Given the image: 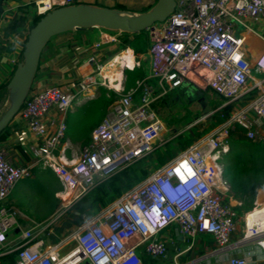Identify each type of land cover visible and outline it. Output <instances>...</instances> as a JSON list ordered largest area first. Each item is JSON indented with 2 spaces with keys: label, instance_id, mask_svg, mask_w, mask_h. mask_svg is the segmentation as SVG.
Wrapping results in <instances>:
<instances>
[{
  "label": "built area",
  "instance_id": "built-area-1",
  "mask_svg": "<svg viewBox=\"0 0 264 264\" xmlns=\"http://www.w3.org/2000/svg\"><path fill=\"white\" fill-rule=\"evenodd\" d=\"M75 2L43 0L37 3L36 14L43 17ZM260 27L264 0H175L169 17L147 30L151 40L147 76L129 90L121 88L79 152L65 141L66 114L76 96L60 86L32 88L16 117L31 137L34 159L59 179L65 207L162 145L164 125L152 105L174 90L184 85L212 90L225 100L220 109L229 111L223 124L112 206L83 218L71 235L75 247L64 255L57 247L42 252V241L30 245L35 239L30 230L8 240V233L18 227L17 213L4 203L20 180L32 176L33 166L13 165L0 147V258L12 249L17 253L13 264H144L143 253L152 259L166 257L165 242L157 236L169 227L176 226L186 238L212 236L224 250L240 222L243 239L264 252V200L239 216L226 201L231 198L230 185L220 162L235 126L245 130L247 139L264 141V71L257 67L264 51L249 58L250 51L244 48ZM105 39L116 43L112 37ZM90 62L96 68L82 81L84 90L99 85L95 77L104 68L94 58ZM72 257L74 263L69 262ZM248 263L244 257L229 259V264Z\"/></svg>",
  "mask_w": 264,
  "mask_h": 264
},
{
  "label": "crops",
  "instance_id": "crops-1",
  "mask_svg": "<svg viewBox=\"0 0 264 264\" xmlns=\"http://www.w3.org/2000/svg\"><path fill=\"white\" fill-rule=\"evenodd\" d=\"M40 1L43 0L8 1L4 4L3 11L0 12V102L7 99V96L11 100L13 98L8 83L12 78L13 69L22 61V51L28 33L27 27L12 28V20L16 15L23 12L24 16L27 17L26 26H29L32 19L37 16L36 5ZM76 1L79 4L105 8H114L118 5L126 8L129 5L130 13L139 14L142 8L150 3L146 1L151 0ZM258 33L248 38L252 48L256 47L253 50L251 46L247 47L250 51L247 54L249 58L264 51V27H260ZM106 37L110 39L112 37L116 43H120V40H117L118 37H121V33L105 31L101 28H89L72 30L52 38L41 53L32 87L40 89L47 86H60L76 96L75 102L81 100L84 103L94 99V87L84 90L82 81H85L95 72L96 63L92 64L90 59L94 58L96 62L103 65L105 57L109 54L108 47L104 48ZM116 43L110 42L109 46ZM128 50L131 49L128 48ZM95 80L100 82L98 76L95 77ZM1 111L0 109V113ZM97 125L91 129L93 130ZM9 126L7 139L0 143V147L6 150L8 160L15 166H33L32 176L29 178H33L34 174L40 171L42 176L47 178V181L54 183L55 187H53L52 198L48 200L34 190L29 182H24L22 179L16 184L4 203L6 207L15 210L17 213L18 227L8 233V240L11 242L20 232L30 230L35 238L30 245L42 241L39 245L42 252L57 247L59 253L64 255L67 253V243L59 236L68 232L65 227L68 226L66 223L70 215H67L66 211L70 207H65L61 201V198L63 199L62 185L56 175L38 163L30 153L31 137L19 119L15 117ZM83 142L84 140L70 143L73 146L83 147L85 146ZM262 191L258 190L257 192ZM261 197V199L264 198V191ZM230 199L231 204L238 202ZM157 238L165 242L168 253L165 258L153 259V264H229L231 257H244L248 260V264H264V252L254 242L243 239L242 222H240V228L233 236L230 245L224 250L218 248L212 236L199 235L196 238H186L180 234L176 226L161 231ZM141 255L146 257L145 253ZM12 256H15L16 262L17 253L11 249L7 255L0 258V264H10L9 261Z\"/></svg>",
  "mask_w": 264,
  "mask_h": 264
},
{
  "label": "trees",
  "instance_id": "trees-1",
  "mask_svg": "<svg viewBox=\"0 0 264 264\" xmlns=\"http://www.w3.org/2000/svg\"><path fill=\"white\" fill-rule=\"evenodd\" d=\"M8 1L21 0H0V12L3 11L4 4ZM156 2L157 0L148 3L144 8H142L140 13L149 11L151 8H153ZM75 5L80 4L76 1ZM110 9L124 13L131 12L127 7L125 8L124 6L120 5ZM40 19V16H35L30 22L29 26H26L27 17L24 16L23 12H21L20 15H16L13 18L12 28L20 29L27 27L28 31H30ZM120 38L121 45L118 47V49L113 51V59L115 58L114 56H118L120 52L128 48L133 50L135 53L148 55V50L151 46V40L148 31H143L135 35L121 34ZM15 70L16 68L13 69L12 75ZM125 72L128 75L127 79L129 81V84H126L125 88L126 90H129L135 86L136 81L144 79L147 76L148 57L146 62L141 63L140 67L133 69V71ZM256 75L261 76L259 74ZM32 86L30 90L33 88ZM185 86L187 85H184L181 88H184ZM180 90L182 89L179 88L176 92L178 93ZM181 93H183V91ZM203 93L206 98H210L208 100L211 107L210 113H212L210 118L205 122L196 123L189 129L181 132H177V129L185 127L189 124H193L190 113L183 115L181 118L166 120L165 123L169 129L167 137H172L170 140H168L165 144L157 148L148 156L126 167L119 173L112 176L106 182L92 189L87 195L73 204L66 211L67 215L73 216L72 223L76 227L82 224L83 218L90 219L108 207L112 206L113 203L125 192L130 191L142 184L152 173L165 166L177 155L185 151L191 144L207 135L227 120V112L229 109H220V106L225 102L224 99L216 92L209 89ZM109 94V99L105 98L106 106L102 117L105 116L107 108L112 103V101L119 97V94H116L115 92L110 91ZM216 95L221 98L220 101L213 99ZM161 99L157 100L152 105L156 112L159 111V107L163 104L162 101H160ZM9 127L10 126H7V128L0 133V143L7 139ZM91 130L92 129L90 128L89 132H92ZM89 141L90 137L87 134L83 145H87ZM229 146L235 147L236 153L232 157L233 159H231V164L224 168L223 175L228 180L230 185V197L233 200L238 201V203L244 202L243 207L242 205L234 206V209L238 213L244 214L245 212L250 211L253 207L256 189L264 190V184L260 183L259 181H255L250 176V173H253V178L257 179V176L264 169V167H258L256 165L258 160L264 159L261 157V154L264 153V141L254 142L247 139L245 130L240 126H235L230 132ZM250 163L253 164L254 169H251ZM226 201L230 202L229 199ZM141 257L144 264H153L154 262V260L148 256L144 257L141 255ZM14 262L15 256H12L9 263L13 264Z\"/></svg>",
  "mask_w": 264,
  "mask_h": 264
},
{
  "label": "rangeland",
  "instance_id": "rangeland-1",
  "mask_svg": "<svg viewBox=\"0 0 264 264\" xmlns=\"http://www.w3.org/2000/svg\"><path fill=\"white\" fill-rule=\"evenodd\" d=\"M151 1H146V2H151ZM141 2H145V1H141ZM127 6H128L127 8L129 9L130 8L129 5H127ZM126 14H128L130 16L137 15V14H133V13H126ZM120 39L121 38L118 37L117 41H119ZM120 45H121V43H116L114 45L111 44L109 46L108 42H106V44H104V48L108 47L107 51L109 52V54L105 57V59L103 61L104 62L103 63L104 68H103L101 74L98 75V77L100 78V82L97 81L99 85L94 86L95 90H94L93 95L95 96V98L94 99L92 98V100H89V101L84 102V103H82L81 100H77L76 102L74 100V103H73L74 109L70 110L66 114L67 132H66L65 141L68 140L71 143H75V142H80V140H84L85 137L87 136V134L90 137V134H91V132H89L90 128L96 124H99L101 122V120L103 119L102 116H103V113L105 112V106H106L105 98L109 99V97H110L109 92L111 91V92H115L116 94H119V93H121V88H124L126 90L125 86H126V84H129V81L127 79L128 75L126 74L125 71H133V69L138 68V67L133 68L134 65L136 66L137 62H139V67H140L141 63L147 61L148 55L141 54V53H135L134 51H132L134 60L132 62H128L127 64H125V66L123 68H120V69L115 68L114 69L115 71H117L121 74L119 76L120 77L119 87L117 88V87L109 86L104 75L107 72L106 68H107L108 64L111 62L110 60H113L112 59L113 51L118 49V47H120ZM250 46L252 48L251 41L248 40L245 43L244 48L250 47ZM253 49H256V47L254 46L252 48V50ZM116 56H114V57H116ZM148 66H149V64H148ZM113 72L114 71H110V74H113ZM256 74L257 73H254V76L258 77ZM180 89H182V90H180V92L177 93L176 92L177 89H176L160 100V101H162L163 104L159 107V111L157 112V114H158L159 118L161 119V121L164 125V131L162 134V142H161L162 145L165 144L168 140H170L172 138V137H167V135L169 133V129L166 126V123H165L166 120L181 118L183 115L190 113L192 116L193 124L192 125L189 124L185 127L178 128L177 132H181V131L189 129L191 126H193L195 124L196 121H199V120H202V122L207 121V119H205L204 117L207 116L211 112V107H210L209 102H208V100L210 98H206V96H204V93H203L206 90H200L199 88L195 87L194 85L185 86L184 88H180ZM182 91H183V93H181ZM0 98H1V96H0ZM213 99L216 101L221 100V98L217 95ZM12 100H13V98H12ZM12 100L10 98H8V96H7V99H4V101L0 102V109L2 110L0 113V116H2L3 113L11 106ZM114 101H112V103ZM110 105L108 106V108L110 107ZM108 108H107V110H108ZM81 148H82L81 146H77V145L74 146V149L76 150V152H79ZM235 153H236V148L233 146H229L227 152L220 158V162L224 168L231 164V159H233L232 157L234 156ZM261 157L264 158V153L261 154ZM256 165L258 167H264V159L258 160L256 162ZM250 167H251V169H254L252 163H250ZM42 175L43 174L40 171H37L34 174L33 178H24L22 181L29 182L31 187L34 190L38 191V193L40 195L44 196L46 199L49 200L52 198V191L54 190L53 187H55V186H54V183L52 181H47V178H44ZM252 175H253V173H250V176L252 179H254L255 181H259L260 183L264 184V169L257 176V179L253 178ZM55 184H57V182H55ZM258 190L260 191L262 189H256L253 207L255 205V202H257V200H258V193H259V192H257ZM263 200H264V198L260 199V201H263ZM232 205L233 206H241L242 205V207H243L244 202H242V203L236 202L235 204L233 203ZM238 214L241 217L244 215L242 213H238ZM67 221L68 222L66 224H68V226H66L65 229L67 228L68 232L65 234L63 233L60 236L58 233L57 234L60 238H63L64 241H66V243H67V246H66L67 250L66 251L68 252V250H71L72 248L75 247V242L73 240H71V235H72L74 229L76 228V226L72 223L73 222V216H70ZM84 264H87V263H84Z\"/></svg>",
  "mask_w": 264,
  "mask_h": 264
},
{
  "label": "water",
  "instance_id": "water-1",
  "mask_svg": "<svg viewBox=\"0 0 264 264\" xmlns=\"http://www.w3.org/2000/svg\"><path fill=\"white\" fill-rule=\"evenodd\" d=\"M174 8L175 0H157L149 11L130 16L110 8L80 4L58 8L41 17L28 32L22 61L8 83L14 97L8 111L0 118V133L9 126L23 106L37 73L41 53L52 38L72 30L89 28L135 35L147 31L155 23L163 22Z\"/></svg>",
  "mask_w": 264,
  "mask_h": 264
},
{
  "label": "bare ground",
  "instance_id": "bare-ground-1",
  "mask_svg": "<svg viewBox=\"0 0 264 264\" xmlns=\"http://www.w3.org/2000/svg\"><path fill=\"white\" fill-rule=\"evenodd\" d=\"M133 59V52L131 50H124L122 51L118 56H116L113 60H111V62L108 64L107 66V72L105 73L104 77L108 83L109 86L112 87H119L120 84V73L115 71L114 69L118 68H123L125 66V64H127L128 62H132ZM110 71H114L113 74H110ZM121 88V87H120ZM261 195H263V191L260 192ZM259 193V194H260ZM261 195H259L258 200H257V205L261 204L260 199L262 198ZM63 199H65V197L63 196ZM76 260V257H72L69 262L70 263H74V261Z\"/></svg>",
  "mask_w": 264,
  "mask_h": 264
},
{
  "label": "clouds",
  "instance_id": "clouds-1",
  "mask_svg": "<svg viewBox=\"0 0 264 264\" xmlns=\"http://www.w3.org/2000/svg\"><path fill=\"white\" fill-rule=\"evenodd\" d=\"M122 34V33H121ZM121 53V52H120ZM113 59V58H112ZM257 67L261 70L264 71V53L261 55V57L259 58Z\"/></svg>",
  "mask_w": 264,
  "mask_h": 264
}]
</instances>
